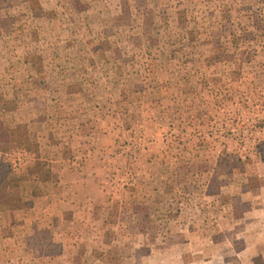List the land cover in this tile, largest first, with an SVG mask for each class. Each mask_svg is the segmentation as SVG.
Segmentation results:
<instances>
[{"label": "rangeland", "instance_id": "374dc122", "mask_svg": "<svg viewBox=\"0 0 264 264\" xmlns=\"http://www.w3.org/2000/svg\"><path fill=\"white\" fill-rule=\"evenodd\" d=\"M0 129V264H264V0H0Z\"/></svg>", "mask_w": 264, "mask_h": 264}, {"label": "trees", "instance_id": "16d2710c", "mask_svg": "<svg viewBox=\"0 0 264 264\" xmlns=\"http://www.w3.org/2000/svg\"><path fill=\"white\" fill-rule=\"evenodd\" d=\"M5 1V0H2ZM20 128V127H19ZM1 130V129H0ZM16 131L8 132L6 130L5 136L2 138L0 137V143L6 144L9 142H14L16 144H25L24 149L29 150L31 148V140L30 135L28 132L24 131L22 134L16 135ZM36 145V149H38V145ZM7 167L9 171L5 173H1V182L2 186L0 187V204L8 205L10 209H24L25 207L32 206V203L29 200H23V198L16 194H11L10 192H6L9 186L17 185V178L16 177H8V173L12 171L11 164H7L4 161L0 162V170ZM13 187V186H12Z\"/></svg>", "mask_w": 264, "mask_h": 264}]
</instances>
